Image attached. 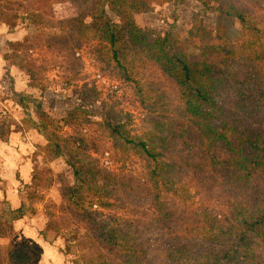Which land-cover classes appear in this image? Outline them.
I'll return each instance as SVG.
<instances>
[{
	"label": "rangeland",
	"instance_id": "rangeland-1",
	"mask_svg": "<svg viewBox=\"0 0 264 264\" xmlns=\"http://www.w3.org/2000/svg\"><path fill=\"white\" fill-rule=\"evenodd\" d=\"M17 1L21 6L14 8L6 7L0 1V11L28 16L29 23L26 26L25 21L20 23L17 20L18 25L12 32L0 24V58L4 61L3 53L15 54L16 57L12 56L10 61L14 59L19 64L32 62L40 73L45 90L28 87V75L11 64L8 58L5 59L7 61H4L5 66L0 72V77L4 76V82L0 80V110L20 122L22 132L10 135L7 145L0 141V203L17 205L18 191L32 181L33 174L45 171L43 176L46 179L39 187L43 199L34 204L35 212L25 221H16L17 226L20 224V228H26L28 235L33 237L40 236L39 230L45 231L47 241H43L52 252L47 257L49 264H80L82 256L88 254V249L80 245L85 240L84 223L62 209V193L73 184L72 169L62 156H46L40 150L45 141L28 126L27 115L19 101V95L23 94L41 102V108L56 119V127L48 129L59 137L62 153L75 149L74 143L82 138L91 150L81 153L91 166L109 172L127 184L140 189L145 186L152 193L159 194V201L173 211L175 225L173 230L165 229L160 233L158 217L149 202L129 203L123 191L102 201V205L93 194H87L85 208L99 213L110 230L119 235L128 232L127 237L139 245L138 254L143 264H198L200 255L197 248L185 240L186 226L196 215L216 218L220 226L234 224L244 212L247 197L234 189L216 187L206 191L193 179L187 184L190 198L183 200L176 188L186 187L188 174L179 168L182 166L179 157L166 151V157L161 155L153 163L130 149L115 148L105 120V112L111 111L131 138L147 143L149 139L155 141L158 135H165L169 119L179 116L181 106L175 86L161 74L158 62L145 59L137 48L124 43L111 47L104 39L94 36L91 25L85 28L77 24V29L71 28L70 32V19L76 23L92 21L94 7L89 5L91 3L84 0H46V4L41 5L32 0ZM238 4L245 10L247 26L236 23L244 39L234 40L233 45L256 42L254 48H264V0H238ZM200 9L201 5L196 0H182L175 8L173 2H168L154 5L153 12L135 15L134 20L137 27L162 34L168 32L173 24L178 40L172 46H176L178 54L186 56L190 62L191 78H196V66H202L212 77L211 94L232 99L241 91L239 76L232 75L217 60L207 57L199 45H188L189 40L199 44L196 37L189 34L194 26L202 24L210 31L215 29L216 14L201 13ZM107 13L115 24V30L120 32L116 15ZM251 28L254 31L250 35L248 31ZM78 29L82 30V35L76 31ZM70 35L79 38L80 47L74 46ZM9 41L18 46L8 45ZM92 89L95 92L86 91ZM82 91L90 95L86 97L90 100L87 105L82 102L81 96L85 94ZM25 100L28 116L37 120L33 102ZM75 107L87 110V122L78 115L67 125L59 123L61 119L68 118L66 113ZM183 138L184 149L187 150L197 148L204 141L191 128ZM168 162L175 165L178 175L164 181L157 173L159 168L162 173ZM255 184L259 186L257 190L263 189L264 192L263 182ZM51 221L50 227L47 222ZM18 234L14 236L15 243L25 239L22 235L18 238ZM3 240L0 242V264H9L8 240ZM40 264L46 263L40 260Z\"/></svg>",
	"mask_w": 264,
	"mask_h": 264
},
{
	"label": "trees",
	"instance_id": "trees-1",
	"mask_svg": "<svg viewBox=\"0 0 264 264\" xmlns=\"http://www.w3.org/2000/svg\"><path fill=\"white\" fill-rule=\"evenodd\" d=\"M0 1L6 7L21 6L17 0ZM32 1L46 4V0ZM181 1L84 0L83 2H89V5L94 7L91 13L92 21L76 23L70 19L69 31L71 32V28L77 29V24L85 28L91 25L94 36L104 39L111 47L124 43L137 48L145 59L158 62L161 74L177 90V100L181 106L179 116L169 119L165 135H158L155 141L149 139L147 143L131 138L118 117L113 112L106 111L105 120L115 148L130 149L139 156H146L153 163L161 155L166 157V151L177 155L182 164L179 168L188 174L186 187L176 188L183 200L190 198L187 184L193 179L206 191H212L216 187L234 189L247 197L244 212L234 224L220 226L216 223V218L196 215L186 226V239L183 238L197 248L200 255L198 264H264V192L263 189L257 190L259 186L255 184L264 183V48H254L256 42L242 45L243 47L233 45L234 40L240 37L241 40L244 39L243 33L236 28V23L247 26L245 10L238 4V0H196L201 5V13L216 14L215 29L210 31L202 24L194 26L189 34L196 37L199 44L189 40L188 45H199L207 57L217 60L232 75L239 76L241 83V91L232 99L211 94L212 77L207 70L196 66V78L192 79L187 57L178 54L176 46H172L178 40L173 24L171 29L163 34L153 29L139 28L135 24L134 16L153 12L154 5L173 2L175 8ZM107 12L118 18L120 32L113 27L115 24L110 21ZM27 17L0 11V24L12 32L18 25L17 20L20 23L25 21L27 26ZM173 17H176L175 13ZM76 31L79 35L83 34L80 29ZM253 31L251 28L248 32L251 35ZM70 39L74 46H81L78 37L70 35ZM7 44L18 46L12 41ZM12 56L16 57L15 54H2L4 61H7V58L10 61ZM10 62L28 75V87L45 90L40 73L32 62L19 64L14 59ZM86 91L95 92L93 89ZM86 91H82L85 94L81 97L82 102L87 105L90 100L86 97L90 95L86 94ZM25 99L33 102L37 120H31L28 116ZM19 101L27 115L28 126L45 141L40 150L46 156H62L67 166L72 169L73 184L62 193V209L80 218L84 223L85 240L80 245L88 249V254L82 256L80 264H143L138 254L137 242L127 237L128 232L119 235L110 230L99 213L85 208L86 195L93 194L99 205L121 191L129 203L149 202L158 217L157 228L160 233L165 229H174L173 211L164 202L159 201V194L152 193L145 186L140 189L109 172L91 166L81 153L91 150L82 138L74 143L75 149L62 153V146L58 143L59 137L48 129L50 126L56 127V119L47 114L41 108V102L35 99L20 94ZM66 114L68 118L61 119L59 123L67 125L78 115H81L83 122L88 120V112L83 107H75ZM189 128L204 141L197 148L187 150L184 149L183 137ZM16 132H22L21 124L0 110V141L7 143L10 134ZM169 163L165 164L162 173L159 168L157 174L158 177L161 176V180L168 181L178 175L175 165ZM44 173L45 171L33 174L32 181L21 189L17 207L12 208L6 204L0 209L1 239H13L14 221L35 212L34 204L43 199L39 187L46 179ZM47 223L51 227L53 222ZM38 235L47 241L45 231L39 230ZM8 248L9 264L31 262L33 249L26 241L13 242Z\"/></svg>",
	"mask_w": 264,
	"mask_h": 264
},
{
	"label": "crops",
	"instance_id": "crops-1",
	"mask_svg": "<svg viewBox=\"0 0 264 264\" xmlns=\"http://www.w3.org/2000/svg\"><path fill=\"white\" fill-rule=\"evenodd\" d=\"M1 28H3V26H1ZM4 66H5L4 61H2V59L0 58V72L3 71V67ZM3 79H4V76H2V78L0 77L1 82H4ZM18 103H17V106H18ZM18 133H20V132H18ZM13 134H17V132L16 133H11L10 135H13ZM9 139H10V136H9ZM9 139H8V142H9ZM8 142L7 143L1 142V143L4 144V145H7ZM20 191L21 190H19L18 193H17L18 200H19V193H20ZM15 196H16V194H15ZM6 204L10 205L9 203H6V202L5 203L4 202L0 203V209H2ZM18 205H19V201H18V204L17 205L16 204L13 205V206L10 205V207L15 208ZM25 219H26V217H23V218H20V219H17V220H20V221L23 222V221H25ZM17 220L14 221V228H16L15 235H17L19 233L18 234V238L21 237V235H22L25 239L24 240H21L20 239V241H26L27 243H29L31 245V247L33 249V252H32V260H31V262L29 264H37V263L40 264V260H42L46 264H49V263H47V261H48V258L47 257L50 256L51 253H52L50 251V246L48 244L45 245L44 241L40 238L39 235H38L39 237H37L36 235H35V237H33V235H28L26 228H24V227H21L20 228V224H18V226H17V222H16ZM17 231H18V233H17ZM30 237H32V238L30 239ZM7 240H8V242H7L8 245H10L11 242L12 243L14 242L13 241L14 238L13 239H6V241ZM3 241H5V240H3V239L0 238V242L2 243ZM36 257H38L39 260L36 259ZM56 261L58 262V260H56Z\"/></svg>",
	"mask_w": 264,
	"mask_h": 264
}]
</instances>
